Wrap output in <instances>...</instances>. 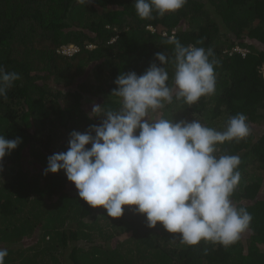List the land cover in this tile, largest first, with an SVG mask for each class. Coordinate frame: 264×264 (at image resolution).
Returning a JSON list of instances; mask_svg holds the SVG:
<instances>
[{"label":"trees","instance_id":"1","mask_svg":"<svg viewBox=\"0 0 264 264\" xmlns=\"http://www.w3.org/2000/svg\"><path fill=\"white\" fill-rule=\"evenodd\" d=\"M151 26L153 30H150ZM175 37L211 49L216 90L188 105L155 113L173 121L197 119L223 131L230 117H247L250 135L217 145L238 155L241 174L231 200L252 220L227 247L181 243L157 223L147 226L134 206L108 217L78 196L63 170L42 174L47 157L67 150L69 133L99 118L93 104L119 107L111 92L120 73L141 75L157 52L174 74ZM75 46L71 54L59 49ZM246 49L245 55L233 51ZM264 0H187L175 12L141 19L135 0H0V66L20 79L0 98V135L21 137L0 161V248L4 264H264ZM25 212V213H24Z\"/></svg>","mask_w":264,"mask_h":264},{"label":"clouds","instance_id":"2","mask_svg":"<svg viewBox=\"0 0 264 264\" xmlns=\"http://www.w3.org/2000/svg\"><path fill=\"white\" fill-rule=\"evenodd\" d=\"M186 3L135 0V9L141 19H149L154 11L163 16ZM168 43L175 46L172 83L164 66L169 59L161 51L155 54L158 63L143 74L120 73L111 92L119 98V107L93 104L88 115L99 118V124L83 133L72 130L67 150L48 156L42 174L63 170L78 196L93 208L103 207L108 217L119 218L124 206H134L149 228L159 222L168 233L179 234L181 243L192 246L204 240L227 247L249 227L252 216L231 200L241 179L240 157L217 155V145L243 139L251 130L242 113L230 117L223 131L195 118L173 121L153 115L174 97L191 105L216 90L218 61L209 59L214 55L210 48L184 46L175 37ZM233 51L246 53L239 46ZM260 71L264 76V65ZM20 78L0 66V98L7 99V90ZM21 142V137L0 135V161ZM7 255V249L0 248V264Z\"/></svg>","mask_w":264,"mask_h":264},{"label":"built area","instance_id":"3","mask_svg":"<svg viewBox=\"0 0 264 264\" xmlns=\"http://www.w3.org/2000/svg\"><path fill=\"white\" fill-rule=\"evenodd\" d=\"M76 50H77V47L71 45V46L63 47L62 49H59L58 52H61L64 54H71L72 52Z\"/></svg>","mask_w":264,"mask_h":264},{"label":"rangeland","instance_id":"4","mask_svg":"<svg viewBox=\"0 0 264 264\" xmlns=\"http://www.w3.org/2000/svg\"><path fill=\"white\" fill-rule=\"evenodd\" d=\"M156 118H159V117H157L155 114H153ZM25 213V212H24Z\"/></svg>","mask_w":264,"mask_h":264}]
</instances>
